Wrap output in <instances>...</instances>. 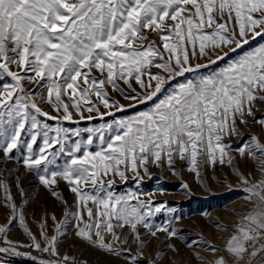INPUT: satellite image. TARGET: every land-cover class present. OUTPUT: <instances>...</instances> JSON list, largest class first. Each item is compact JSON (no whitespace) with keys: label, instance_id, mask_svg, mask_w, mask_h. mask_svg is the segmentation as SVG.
<instances>
[{"label":"snow or ice","instance_id":"obj_1","mask_svg":"<svg viewBox=\"0 0 264 264\" xmlns=\"http://www.w3.org/2000/svg\"><path fill=\"white\" fill-rule=\"evenodd\" d=\"M258 37L264 40V0H0V172L4 161H15L23 175L33 173L67 206L52 188L66 182L75 207L56 223L51 237L46 217L38 239L7 180L0 179V207L10 212L0 225L5 245L0 254L35 259L19 250L23 247L47 254L39 264H88L60 253L61 237L72 227L83 245L124 264H162L169 251L175 257H168L169 264H180L184 253L170 241L179 239L181 230L171 218L154 221L162 209H176L114 187L116 178L127 182L129 172L137 181L141 173L151 177L152 165L178 176L176 163L185 161L198 180L202 166L228 165L247 201L231 226L212 223L230 233L222 237V247L201 237L183 240L185 248L200 264H264V178L257 180L234 163L237 157L251 159L264 177V115H256L264 112V43L230 58ZM226 59L218 71L200 74ZM177 77L185 79L173 86ZM109 90L135 102L127 107L152 106L116 118L126 107ZM106 116L112 119L99 126L63 127ZM249 124L258 125L261 135L245 138L241 128ZM226 137L241 143L233 148ZM19 180L16 186L26 195ZM181 188L188 192L189 184L182 182ZM16 222L29 243L7 238ZM151 239L165 246L146 256Z\"/></svg>","mask_w":264,"mask_h":264},{"label":"rangeland","instance_id":"obj_2","mask_svg":"<svg viewBox=\"0 0 264 264\" xmlns=\"http://www.w3.org/2000/svg\"><path fill=\"white\" fill-rule=\"evenodd\" d=\"M264 43L261 38H256L254 41H250L249 44L243 46L242 49L237 50L235 53H230V58H235L244 53L248 52L250 49H254L258 44ZM227 51V49H225ZM215 59V57H213ZM193 64L197 61L193 60ZM200 63H207L206 60H200ZM225 61H220L215 65L208 68H202L200 74H210L214 71H218L222 68ZM158 70L153 68L152 72H157ZM194 74H186L187 78H192ZM185 77H177L176 81L172 84L175 86L178 82H183ZM124 87L123 85H121ZM134 87L139 91V87L133 84ZM127 91V89H125ZM110 95L119 100L120 104L125 105L126 111L117 112L116 118H127L135 115L139 112L146 111L151 108L152 102L146 104H140L136 107H127L129 104L135 103L134 101L125 100L119 94L109 90ZM44 111L49 112L50 115L55 116L56 113L52 111L48 104L41 105ZM103 111V109H102ZM256 115L259 117L264 115V112H257ZM41 120H46V117H40ZM112 117H105L104 121L94 120L91 122L81 121L79 124H74L71 122H64L63 127L65 128H76V127H94L99 126L100 123L110 121ZM49 124L55 126L56 121L48 120ZM243 136L245 138L252 134L261 135L258 125L249 124L247 127L241 128ZM87 135V134H85ZM226 142L236 148L240 145L241 140L238 137H226ZM38 140L37 144L39 145ZM261 143H264V135H261ZM93 151L96 149L93 148ZM231 155H236L235 152H231ZM2 157V153H0ZM264 159V157H262ZM240 169V171L245 174L251 173L252 176L256 177L257 180L264 178L261 173L257 170V166L253 163L251 159H240L234 161ZM176 169L179 175H173L172 172L157 168L152 165L149 167V172L151 177L141 173L143 177L141 181H137L133 178L132 174L128 173L127 182L116 178L114 190L117 193L136 191L144 193L140 198L143 200L151 199L156 205L167 203L170 208H175L176 212H168L167 209H162L160 213H157L154 217L156 223H165L167 219H172L173 227L181 230V236L179 239H173L172 243L176 244V247L181 249L184 253V260L180 261V264H200L194 257L192 252L185 248L183 240L194 241L199 238L209 241L213 245L222 247L225 243L222 237H227L230 233L227 231H220L212 226L214 221H218L222 224L231 226L235 220L239 219L237 215L238 211L242 210V206L247 203L244 199V192L241 190L242 186L237 180V177L233 174V169L228 165L217 164L215 166L201 167V177L200 180L195 178V174L188 171V164L185 161H178L176 163ZM11 170V174H10ZM24 168L22 165L17 164L13 160L4 161L2 163V172H0V179H5L8 182L11 195L13 196L18 208L22 209L25 218V223L27 227L31 230L33 234L41 239L40 232L41 229L39 225L45 223V218L47 217V234L51 237L55 232L56 223L63 221L65 219V212L67 210H75L73 200L74 194L70 192L67 183L61 181L57 185L52 186V188L57 191L60 196L68 201L66 206L60 199L52 194L50 189H46L43 185L39 184L38 179L33 173H28L23 175ZM17 177H20L19 184L20 188L26 195H21V191L17 188ZM107 179V177H105ZM185 182L189 184V191L185 192L181 188V183ZM159 189H164L165 191L161 193ZM3 195V190L0 189V196ZM135 201H133L134 203ZM4 201L0 199V204ZM91 207V203H89ZM236 210V211H232ZM246 210V209H244ZM207 213V215H203ZM55 216V221L51 219ZM10 217L9 209L6 207H0V225L7 222ZM174 217H180V219H175ZM144 230L141 229V232ZM14 234V235H13ZM122 235V234H121ZM161 239H163L164 234H157ZM11 241H18L21 244L29 243L27 235L23 232V229L19 226L18 222L14 224L12 231L7 237ZM131 240V237H129ZM0 246H5L0 244ZM157 239H151L149 244L145 249V255L148 252H154L158 248L164 247ZM127 247V246H126ZM21 252L29 253L31 252V257L35 259H29L26 257H15L14 260H0L4 264H39V260H47L49 257L47 254H42L34 249H28L21 247L19 249ZM60 253L67 254L69 256H75L79 259H85L88 264H124V261L107 256L103 253H98L96 249H93L87 245H83L82 241L78 240L75 236V228H69V234L66 238L61 237V243L59 245ZM135 246H133L132 251L135 252ZM201 255L205 256L206 259L212 258V253L204 251L200 248L196 249ZM168 257H175L169 251L165 257L162 264H169Z\"/></svg>","mask_w":264,"mask_h":264},{"label":"built area","instance_id":"obj_3","mask_svg":"<svg viewBox=\"0 0 264 264\" xmlns=\"http://www.w3.org/2000/svg\"><path fill=\"white\" fill-rule=\"evenodd\" d=\"M2 247V246H0ZM15 257L9 256V255H5V254H0V260H14Z\"/></svg>","mask_w":264,"mask_h":264},{"label":"bare ground","instance_id":"obj_4","mask_svg":"<svg viewBox=\"0 0 264 264\" xmlns=\"http://www.w3.org/2000/svg\"><path fill=\"white\" fill-rule=\"evenodd\" d=\"M14 235V234H13ZM31 253V252H30Z\"/></svg>","mask_w":264,"mask_h":264}]
</instances>
